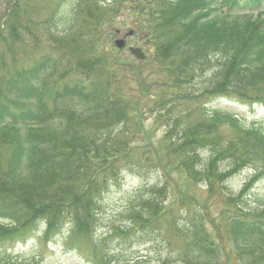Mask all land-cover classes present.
Returning a JSON list of instances; mask_svg holds the SVG:
<instances>
[{"label": "trees", "instance_id": "trees-1", "mask_svg": "<svg viewBox=\"0 0 264 264\" xmlns=\"http://www.w3.org/2000/svg\"><path fill=\"white\" fill-rule=\"evenodd\" d=\"M72 2L75 13L66 23L56 24L55 11L50 13L48 41L40 47L46 52L38 59L21 44L18 52L2 50L31 34V4L7 3L0 27V239L39 220L46 235L66 221L77 233L91 235L108 184L130 166L132 172L143 165L159 168L166 181L168 163L180 183L202 181L210 191L223 190L227 179L251 165L253 174L238 195L264 177L262 127L243 126L217 108L203 107L202 117L195 118L173 113L178 100L198 98L264 104V0ZM118 4L128 15L122 26L130 27L147 50L144 62L127 61L111 46L112 29L103 19L111 12L115 23ZM126 71L136 78V99L126 97ZM204 77L203 92L194 94L189 87ZM145 113L165 127L156 147L137 139ZM224 125L233 132L228 139L219 134ZM206 148L210 156L203 160L200 151ZM222 162L228 169H219ZM148 193L132 202L130 221L155 229L172 212L154 190ZM184 202L187 222L172 226L183 243L175 257L184 264H221L228 249L213 241L199 206ZM223 229L243 264H264V208L238 207ZM0 264L37 263L7 256Z\"/></svg>", "mask_w": 264, "mask_h": 264}, {"label": "rangeland", "instance_id": "rangeland-1", "mask_svg": "<svg viewBox=\"0 0 264 264\" xmlns=\"http://www.w3.org/2000/svg\"><path fill=\"white\" fill-rule=\"evenodd\" d=\"M8 1L0 0V27L5 20ZM23 1L25 4H31L27 8L28 19L31 22V34L23 42H14L11 49L2 45V50L18 52L20 49L18 44H21L29 56L39 57L46 52V49H40V47L48 41L50 13L55 11V13H52V17L56 24H63L64 21L66 23L75 13V3L72 0ZM102 1L107 3V0ZM121 7L122 4H118L117 10L120 12L115 18V23L112 21L114 15L111 12L103 19V24L110 26L112 29L111 46L114 48L115 33L119 31V38L124 37L128 45L143 48L137 37H125L131 30L126 25L122 26V24L128 22V15L126 11H122ZM107 21L108 24L105 23ZM44 23H47V26ZM83 27L86 26L83 25ZM103 38L101 37L100 40ZM102 42L104 41H101L100 44ZM55 47L58 46L55 45ZM56 51L58 52V58H60L61 48ZM118 55L127 61L134 60L126 49L120 51ZM5 56L10 59L9 55ZM16 61L19 64L22 60L16 59ZM207 83L208 77L200 78L189 88L192 89L194 94L196 92L201 94L203 86ZM148 93L155 94L156 91L149 90ZM139 95L135 76L126 71V97L130 96L136 99ZM142 104L145 107V100ZM203 107L208 108V110L211 108L223 110L238 118L243 126H258L264 129V104L248 105L231 98L218 97L213 100L198 98L197 100H188L185 104L178 100L173 107V113H186V117L195 118L200 116ZM153 121L154 115L148 113L143 115L144 127L142 132L137 134V139L138 142H141L142 138L148 139L156 147L157 142L163 136L165 127L154 125ZM145 131L147 135H144ZM219 134L222 139H228L233 132L228 125H224L219 129ZM200 154L203 160L209 158V148L201 150ZM167 164L164 165L166 181L161 178L162 171L159 168L143 165L135 172L131 171V166L126 168L120 173L117 182H110L107 192L100 201L101 208L97 214L96 231L92 237L88 235H70L69 232L66 233L68 228L65 230L61 228L54 235L48 234L45 236L43 226L36 222L32 227H28L29 229L26 227L17 228L16 232L11 233L12 237L0 239V258L9 256L35 261L38 264H104L103 260H107L109 264H160V261H165L168 264H184L175 257V253L179 248H182L183 243L178 233L176 237L173 235L174 229L172 226L176 222L179 227L185 225L187 217L184 201L192 200L193 206H199L200 213L204 217L206 227L213 241L221 248L226 247L228 249H226L229 252L228 258L223 257L221 264H243L244 261L233 253L234 251L229 243L226 242L223 226L225 218L234 216L238 207L244 212H253L264 208V177L254 183L244 195H238L242 185L253 174L251 165L227 179L223 183V190L209 191L202 181L196 185H191V183L181 180L183 186L179 182L180 178L177 171L167 167ZM219 169L221 171L228 169V163H220ZM152 190L157 193L156 198L158 200L169 206L168 209L172 213L168 214V212L167 221L164 223L159 221L155 225V229L135 226L130 221L131 214L129 210L131 206H135L132 202L139 193H145V196L149 197L148 192ZM195 199L200 200L202 203L196 202ZM138 208L137 211L140 210ZM93 242L96 243L95 250L92 246Z\"/></svg>", "mask_w": 264, "mask_h": 264}, {"label": "water", "instance_id": "water-1", "mask_svg": "<svg viewBox=\"0 0 264 264\" xmlns=\"http://www.w3.org/2000/svg\"><path fill=\"white\" fill-rule=\"evenodd\" d=\"M115 45L117 48L121 49L124 47V41L123 40H116ZM129 52L138 60H144L145 55L143 54L142 50L140 48H128Z\"/></svg>", "mask_w": 264, "mask_h": 264}]
</instances>
